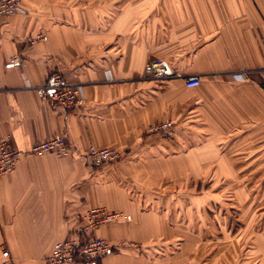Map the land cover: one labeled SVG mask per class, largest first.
I'll return each mask as SVG.
<instances>
[{
	"label": "crops",
	"instance_id": "obj_1",
	"mask_svg": "<svg viewBox=\"0 0 264 264\" xmlns=\"http://www.w3.org/2000/svg\"><path fill=\"white\" fill-rule=\"evenodd\" d=\"M23 8L0 25V141L28 151L61 133L74 151L26 153L0 175V264H45L54 243L76 232L81 214L96 206L132 217L97 231L115 246L101 264H264V0L61 7L23 0ZM40 31L48 39L30 45ZM154 57L182 77L199 76L200 84L146 76ZM55 71L82 86V106L61 108L39 95ZM165 120L178 129L170 141L149 129ZM184 141L188 150L174 155L173 171L238 178L221 185L238 190L240 224L232 231L224 213L219 235L242 243L228 240L207 259L199 253L198 198H166L155 179L167 171V150L181 151ZM91 144L120 156L96 168Z\"/></svg>",
	"mask_w": 264,
	"mask_h": 264
},
{
	"label": "built area",
	"instance_id": "obj_2",
	"mask_svg": "<svg viewBox=\"0 0 264 264\" xmlns=\"http://www.w3.org/2000/svg\"><path fill=\"white\" fill-rule=\"evenodd\" d=\"M24 11L23 0H0V25L3 19ZM48 35L44 31L37 32L28 38L33 45L38 41H45ZM13 62H19V56H13ZM146 76L155 79L183 78L187 87H196L200 84L199 76L182 77L175 71L170 63L160 57L151 58L147 62ZM40 96H51L57 106L65 109H75L82 106L84 101L83 89L80 84L70 82L61 71L48 75L44 84L37 89ZM150 131L167 139L177 131V127L170 121H161L150 126ZM68 138L61 133L51 135L45 139L34 142L28 151L12 147L9 139L0 141V175L12 172L20 158L26 154L56 156H69L73 153ZM92 165L96 168L119 158L117 148L101 147L91 144L87 150ZM131 215L123 211L109 210L102 206L88 208L80 216V226L73 234L57 240L50 253L45 256V264H101V260L111 253L115 246L97 231L110 223L120 220H131ZM7 250L4 255H8Z\"/></svg>",
	"mask_w": 264,
	"mask_h": 264
},
{
	"label": "rangeland",
	"instance_id": "obj_3",
	"mask_svg": "<svg viewBox=\"0 0 264 264\" xmlns=\"http://www.w3.org/2000/svg\"><path fill=\"white\" fill-rule=\"evenodd\" d=\"M36 1L39 5H55L61 7L63 4H75L84 3L85 0H33ZM89 3L90 0H86ZM60 16H56V18ZM162 80V79H161ZM166 80V79H163ZM170 121L176 125L174 120H165ZM177 126V125H176ZM178 129L174 135L169 138L173 140L175 136L178 134ZM168 139V138H167ZM168 139V140H169ZM169 140V141H170ZM189 143L187 141L183 142L181 145V151L177 148H171L167 150V155L165 157V164L167 171L162 174H157L155 179L158 180L160 183V193L164 192V196L166 198H188L190 196L197 197L199 200V210H198V243L200 245L199 253L203 252L201 255H206V258L212 257L217 255L216 252L220 250L219 246L224 245L226 241H231L234 243H240L243 238H239L236 236L229 237H221L219 232L222 230L223 223L221 224V217L224 213L230 214V222L231 223V230H236L238 225L240 224V216L242 214L243 206L238 203V190L236 188H226L223 187L222 181L228 179L232 182H237L236 174H228L227 177L224 174H209V173H198V174H191V173H181L173 171L175 168V164L172 162L176 160L174 155H179L180 153H184L185 150H188ZM186 148V149H183ZM154 175L151 174L150 180H154ZM264 180V174H261ZM247 177H242L240 180H244ZM253 179V178H251ZM163 191V192H162ZM254 196H256L257 192H253ZM258 195V194H257ZM209 198L206 204V199ZM203 201L204 203H202ZM184 204V203H183ZM202 206V208H200ZM186 208V205H182V209ZM249 211H253L257 209L255 205H249ZM184 216V210L182 211ZM204 216V217H203ZM206 216V218H205ZM183 225H187L188 223L185 221L181 222ZM227 227V226H226ZM225 227V228H226ZM217 229H219L217 231ZM242 243V242H241ZM238 256L244 257L246 254L244 253H237ZM204 259V260H205Z\"/></svg>",
	"mask_w": 264,
	"mask_h": 264
},
{
	"label": "trees",
	"instance_id": "obj_4",
	"mask_svg": "<svg viewBox=\"0 0 264 264\" xmlns=\"http://www.w3.org/2000/svg\"><path fill=\"white\" fill-rule=\"evenodd\" d=\"M169 139V138H168Z\"/></svg>",
	"mask_w": 264,
	"mask_h": 264
}]
</instances>
